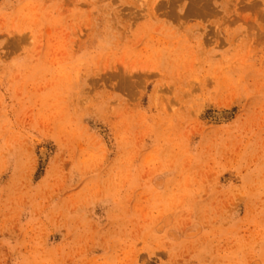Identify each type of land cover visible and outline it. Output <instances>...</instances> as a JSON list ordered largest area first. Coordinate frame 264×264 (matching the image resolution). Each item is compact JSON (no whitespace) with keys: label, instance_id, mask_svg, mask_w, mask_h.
Segmentation results:
<instances>
[{"label":"rangeland","instance_id":"1","mask_svg":"<svg viewBox=\"0 0 264 264\" xmlns=\"http://www.w3.org/2000/svg\"><path fill=\"white\" fill-rule=\"evenodd\" d=\"M0 264H264V0H0Z\"/></svg>","mask_w":264,"mask_h":264}]
</instances>
